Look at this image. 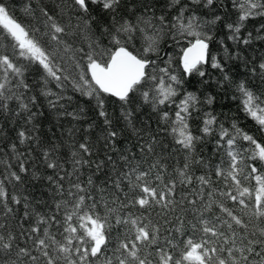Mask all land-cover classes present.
<instances>
[{
    "label": "snow or ice",
    "instance_id": "6c2138e0",
    "mask_svg": "<svg viewBox=\"0 0 264 264\" xmlns=\"http://www.w3.org/2000/svg\"><path fill=\"white\" fill-rule=\"evenodd\" d=\"M22 11L18 19L0 0V118L9 134V152L0 150V264H264V57L249 61L223 40L222 57L210 47L218 28L250 46L253 33L242 30L264 19V0H25ZM169 42L178 61L163 50ZM214 73L259 138L225 127L211 110L216 96L185 89L192 77L211 86ZM44 101L70 124L95 113L87 128L68 130L71 171L64 143L36 135ZM144 107L163 140L145 138ZM129 128L138 150L92 168L94 131L98 151L112 152ZM38 184L48 190L39 198L30 191Z\"/></svg>",
    "mask_w": 264,
    "mask_h": 264
},
{
    "label": "trees",
    "instance_id": "16d2710c",
    "mask_svg": "<svg viewBox=\"0 0 264 264\" xmlns=\"http://www.w3.org/2000/svg\"><path fill=\"white\" fill-rule=\"evenodd\" d=\"M5 2L9 4L14 15L18 19L23 17L24 14L22 11V6L25 3V0H5ZM32 3L34 6L38 7L41 3V0H32ZM43 3L50 4L52 3V0H43ZM225 3H227V0H225ZM262 23H264V19L256 18L255 20H251L247 22L245 29L242 30L243 36H247L248 32L253 33L254 38L250 46H246V45L237 46L232 41L226 39V30H222L219 28L214 29L213 31L214 39L210 45L212 54L218 57H222L224 55L223 47L219 44V41L223 40L225 42V46L229 47L234 53L238 52L241 57L249 61H254L258 63L260 61V58L264 57V38H259L256 36V30L259 29ZM163 50L165 52L172 53L174 58L178 61V57H179L178 47L172 45L171 42H169V44L166 45ZM251 67L252 64L249 63L248 68L250 69ZM238 71L246 72L247 69L241 67ZM216 76L217 74L214 73L213 79L210 81L211 86L201 85L197 83L199 79L198 77H192L189 81H186L185 89L188 91L198 90V94H211L216 96V102L212 106L211 110L214 111V113L220 117V121L221 123L224 124L225 127H229L231 124L235 123L243 131L248 132L249 134L256 135L257 138H259L260 134L256 132L257 126L255 125L254 121H252L250 118H247L245 114L242 111H240L239 99L233 98L234 90L232 88L225 89V88L217 87L215 84ZM32 79H34V77ZM201 98H203V95H201ZM43 103H44V107H41L40 111L44 112L45 115L38 116L37 118L39 126L36 135L39 136L41 140H47L48 138H52L53 143L59 144L61 143V141L64 143L65 147L61 148L60 152L68 153L69 161L64 165V167L69 171H71L70 154L73 148H72V138L69 136L68 130L72 128L74 125L81 128H87V121L94 119L95 113L92 112L88 116H85L84 121L82 123L77 121H72V123L70 124L69 123L70 118L58 117L54 112H51L50 110L47 109L46 101H44ZM80 106L87 108V105H85L83 102H81ZM109 107L111 110L112 106L110 105ZM141 111L144 114L139 117L140 120H142L145 124H147L151 129L150 132L146 133L145 138H147V136L156 134L157 139L163 140L164 134L162 132H159V125L156 122L155 116L151 114V109L148 107H144L143 109H141ZM60 125H63V127H60ZM193 126L195 127V122ZM0 127H5V135L3 136L2 139H0V150L7 153L9 152V149L6 147V145L9 143V139H8L9 134L7 127L4 125V121L2 118H0ZM137 131H143V129H141L138 126ZM129 133H131L130 141L126 139ZM11 135H14V133H12ZM82 135H83L82 131L77 132L74 138L76 140H79ZM100 135L101 134L99 133V131H94L93 135L89 138L90 141L95 143V146L92 149L93 154L91 155V157H86V159L89 160L92 168H95L96 162L105 159L107 155H112L114 159H118L119 151L121 149L125 151L138 150L136 133L133 132L130 128L122 132L120 138L116 143V148L112 152L98 151L100 149V143L96 142V137ZM57 137H59L60 139H57ZM210 139H214V138H210ZM19 147L21 150L25 148V146L23 145ZM33 147H35V145H33ZM213 147H214L213 143L200 145V148L202 149V154L205 157L210 156ZM38 156H39V149H37L36 152L32 153L33 159H36ZM5 158L7 159L8 157L5 156ZM179 158L180 157H176L177 160ZM50 171L51 170H49V172ZM81 172H82V176L86 178L88 175L91 174V168H89L86 165L81 169ZM97 178L99 180H102L103 176L98 174ZM213 179H215V177H213ZM30 191H32L35 197L39 198L41 193L46 194L48 190L38 184L35 189L30 188ZM41 210L42 211L45 210L42 205H41Z\"/></svg>",
    "mask_w": 264,
    "mask_h": 264
}]
</instances>
